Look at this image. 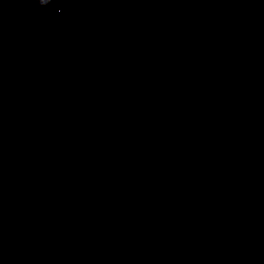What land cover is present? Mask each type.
Segmentation results:
<instances>
[{
    "label": "water",
    "instance_id": "obj_1",
    "mask_svg": "<svg viewBox=\"0 0 264 264\" xmlns=\"http://www.w3.org/2000/svg\"><path fill=\"white\" fill-rule=\"evenodd\" d=\"M0 264H264V0H0Z\"/></svg>",
    "mask_w": 264,
    "mask_h": 264
}]
</instances>
